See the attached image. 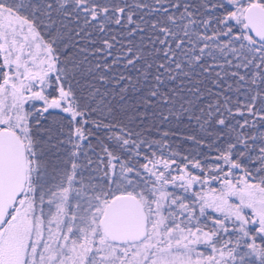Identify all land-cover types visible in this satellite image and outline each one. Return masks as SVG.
<instances>
[{"label": "snow or ice", "instance_id": "snow-or-ice-1", "mask_svg": "<svg viewBox=\"0 0 264 264\" xmlns=\"http://www.w3.org/2000/svg\"><path fill=\"white\" fill-rule=\"evenodd\" d=\"M0 264H264V0H0Z\"/></svg>", "mask_w": 264, "mask_h": 264}]
</instances>
